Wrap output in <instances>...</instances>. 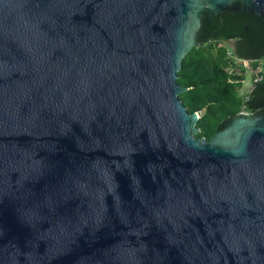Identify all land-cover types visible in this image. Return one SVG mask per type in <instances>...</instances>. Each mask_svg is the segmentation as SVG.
<instances>
[{"label":"water","instance_id":"water-1","mask_svg":"<svg viewBox=\"0 0 264 264\" xmlns=\"http://www.w3.org/2000/svg\"><path fill=\"white\" fill-rule=\"evenodd\" d=\"M239 5L0 0V264H264V114L197 138L176 82Z\"/></svg>","mask_w":264,"mask_h":264},{"label":"trees","instance_id":"trees-1","mask_svg":"<svg viewBox=\"0 0 264 264\" xmlns=\"http://www.w3.org/2000/svg\"><path fill=\"white\" fill-rule=\"evenodd\" d=\"M198 40L201 45L185 55L176 82L187 88L178 96L187 112L199 114L196 137L209 140L241 112L264 114V81L252 83V89L241 95L250 70L236 63L250 61L252 78L264 72V62L260 63L264 60V18L249 15L239 5L209 16ZM232 41L234 48L229 45Z\"/></svg>","mask_w":264,"mask_h":264},{"label":"rangeland","instance_id":"rangeland-1","mask_svg":"<svg viewBox=\"0 0 264 264\" xmlns=\"http://www.w3.org/2000/svg\"><path fill=\"white\" fill-rule=\"evenodd\" d=\"M264 60H262L260 63H263ZM236 63L239 65H244L246 67V69L250 70L248 71L245 75V81L243 83V87L241 88L240 92L241 93H245L246 91H249L250 88L252 87V82H253V78H252V75H251V72H252V69H251V65H250V62L249 61H242V62H239V60L236 61ZM262 64H260L261 66ZM260 70V67L256 70V71H259ZM199 115V114H198Z\"/></svg>","mask_w":264,"mask_h":264},{"label":"built area","instance_id":"built-area-1","mask_svg":"<svg viewBox=\"0 0 264 264\" xmlns=\"http://www.w3.org/2000/svg\"><path fill=\"white\" fill-rule=\"evenodd\" d=\"M239 62H242L241 60H239ZM250 62V61H249ZM261 81H264V72L263 73H257L254 78H253V82L252 83H257V82H261ZM252 89V87L250 88V90ZM249 90V91H250ZM241 95H243L244 93H241ZM241 113H245V112H241Z\"/></svg>","mask_w":264,"mask_h":264},{"label":"flooded vegetation","instance_id":"flooded-vegetation-1","mask_svg":"<svg viewBox=\"0 0 264 264\" xmlns=\"http://www.w3.org/2000/svg\"><path fill=\"white\" fill-rule=\"evenodd\" d=\"M229 45H230V47L232 46V48H234L235 47V42L232 41V42L229 43Z\"/></svg>","mask_w":264,"mask_h":264}]
</instances>
